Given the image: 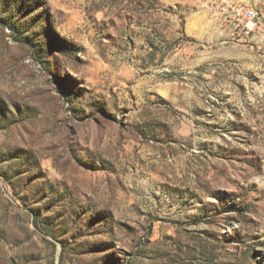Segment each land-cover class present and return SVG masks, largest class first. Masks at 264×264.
<instances>
[{
  "label": "rangeland",
  "instance_id": "rangeland-1",
  "mask_svg": "<svg viewBox=\"0 0 264 264\" xmlns=\"http://www.w3.org/2000/svg\"><path fill=\"white\" fill-rule=\"evenodd\" d=\"M213 4L0 0V264H264V37Z\"/></svg>",
  "mask_w": 264,
  "mask_h": 264
},
{
  "label": "built area",
  "instance_id": "built-area-1",
  "mask_svg": "<svg viewBox=\"0 0 264 264\" xmlns=\"http://www.w3.org/2000/svg\"><path fill=\"white\" fill-rule=\"evenodd\" d=\"M213 10L242 39L264 37V5L248 0H214Z\"/></svg>",
  "mask_w": 264,
  "mask_h": 264
},
{
  "label": "crops",
  "instance_id": "crops-1",
  "mask_svg": "<svg viewBox=\"0 0 264 264\" xmlns=\"http://www.w3.org/2000/svg\"><path fill=\"white\" fill-rule=\"evenodd\" d=\"M248 1H250V2H254V3H256V4H258V5H260V6H262V4H260V2H255L254 0H248Z\"/></svg>",
  "mask_w": 264,
  "mask_h": 264
}]
</instances>
